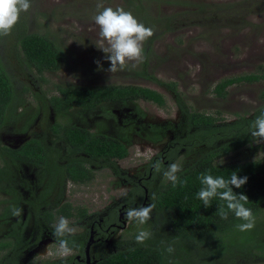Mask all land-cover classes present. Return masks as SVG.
<instances>
[{
    "label": "rangeland",
    "instance_id": "obj_1",
    "mask_svg": "<svg viewBox=\"0 0 264 264\" xmlns=\"http://www.w3.org/2000/svg\"><path fill=\"white\" fill-rule=\"evenodd\" d=\"M98 3L114 9L122 7L145 26L154 28V36L144 42L142 62H128L122 71L114 74L107 71L110 63L96 47L99 26L93 17L98 13ZM31 5L28 12L21 14L11 34L0 36V63L14 92L0 128V149L18 148L30 139L38 140L47 149L50 173L48 169L40 171L20 165L14 187L16 198L19 193L21 201L16 203L15 197L6 191L8 188L0 189V242L10 225L18 220L23 223L24 241L33 240L39 227L24 200L32 193L41 197L45 191L49 206L61 200L74 211H86L82 222L69 219L75 230L71 234L73 240L82 245L86 242L83 251L89 242L91 225L101 220L100 225L106 226L103 229L108 228L104 221L114 212L116 227L109 229L107 241L96 247L102 255L137 245L135 237L140 231H147L150 238L144 243L171 244L175 248L168 264H188L195 257L202 261L200 248L172 240L168 214L154 210L147 224L136 225L126 221L124 213L129 207L125 203L140 186L145 190L135 207L147 206L149 192L159 184L170 182L163 175L169 163H177L184 170L208 151L206 147H197L189 151L182 149L172 158L158 156L175 140L187 135L185 111L211 115L221 120L220 124H230L263 110L259 94L264 79L252 85H234L227 89L223 99L213 95V88L226 77L251 73L264 76V0H31ZM22 34L46 35L52 39L65 54L64 68L39 74L29 67L18 43ZM98 60L102 69L96 63ZM163 83H173L177 94ZM70 84L144 87L160 93L164 105L139 101L127 105L104 104L89 111L55 112L49 100L58 97L59 90ZM70 126L120 140L128 156L111 163L99 161L96 168H90L93 178L86 184L68 181L62 171L69 150L61 131ZM263 157L264 141L260 140L226 156L222 163ZM154 158L162 162L161 172L150 173ZM5 166L0 158V169ZM52 168H57L54 175ZM11 202L22 209L21 215L5 216L2 220V212L9 208L4 206ZM257 223L247 233L251 239L245 241V236L240 237L238 245L216 264H264L261 252L264 214ZM46 250L50 254L45 255ZM81 251L78 248L70 256L60 255L52 232L47 231L34 248L20 255L19 264H72L76 256L83 258Z\"/></svg>",
    "mask_w": 264,
    "mask_h": 264
},
{
    "label": "trees",
    "instance_id": "obj_2",
    "mask_svg": "<svg viewBox=\"0 0 264 264\" xmlns=\"http://www.w3.org/2000/svg\"><path fill=\"white\" fill-rule=\"evenodd\" d=\"M18 43L27 65L39 74L58 72L66 64L63 50L46 35L22 34L18 37ZM263 79L264 76L258 73L226 77L215 85L213 95L223 99L230 87L240 84L252 85ZM163 86L177 92L173 83H163ZM13 96L12 83L0 63V128L5 123L6 112ZM259 100L262 111L255 113L249 119L230 124H220L221 120L211 115L185 111L187 135L175 140L165 153L158 155L163 154L172 158L182 149L188 151L197 147L208 149L198 160L178 174L180 180H187L186 184L178 183L176 187H173L170 181L159 184L152 192H149V203L150 197H155L152 201L155 204L154 210L169 216L168 229L172 240L180 244H188L190 248H200L203 260L198 261L195 257L191 260L192 263L188 264H216L230 253L234 245H238L240 237L245 236L243 239L245 241L251 239L247 235L249 230L244 232L238 230L236 226L244 221L237 219L234 214L229 213L226 220L221 219L218 206L224 202L215 198L209 207H205L197 198V193L202 187L199 180L201 174L208 173L213 176H223L226 179L232 172L238 173L240 177L246 176L248 183L241 189L233 190L237 194L248 196L249 202L245 206L253 211L254 228L264 214V157L239 163H222V160L231 153L260 141L259 138L251 136L250 125L261 112H264V86L260 91ZM139 101L154 103L159 107L164 105V99L160 93L144 87L71 84L63 86L59 90V96L49 100V105L55 112L64 113L73 109L94 110L104 104L127 105ZM61 137L69 150L62 173L74 184L82 185L91 181L93 174L90 168H96L99 161L111 163L121 161L128 156L127 148L120 140L104 134L92 133L84 128L67 127L61 131ZM47 153L45 146L35 139H30L18 148L2 147L0 149V158L6 165L0 169V189L8 188L6 191L8 190V194L15 197V203L21 201L19 193L16 198L17 190L14 187L18 176L16 169L20 165H27L40 171L47 169L49 171ZM156 161V158L152 160L150 173L155 171L153 164ZM56 172L57 168L53 169L52 174ZM148 183L146 188H149ZM143 190L145 189L138 186L134 196L126 201L125 205L136 206L143 197ZM45 195V191L42 192L41 197L32 193L30 198L27 197L24 200L29 211L35 216L39 227L38 232L32 241L26 242L23 239V223L19 220L12 223L4 240L0 242V264H19L20 255L34 248L40 242L42 234L47 231L53 232V225L59 217L74 219V223L84 221L86 217L84 209L74 211L68 203H61V200L49 206L46 204ZM13 206L17 208L12 202L11 205L4 206L9 208H5L2 212V220L5 216L12 215ZM52 207L53 210H51ZM114 216V212L110 213L104 223L106 225L115 223ZM70 239L73 238L70 236ZM83 245L79 244L82 256ZM167 246L160 243H143L102 255L94 245L91 246L89 253L95 258L96 264H168L170 254L166 251ZM261 252L264 254V248Z\"/></svg>",
    "mask_w": 264,
    "mask_h": 264
},
{
    "label": "clouds",
    "instance_id": "obj_3",
    "mask_svg": "<svg viewBox=\"0 0 264 264\" xmlns=\"http://www.w3.org/2000/svg\"><path fill=\"white\" fill-rule=\"evenodd\" d=\"M31 0H0V36H8L20 20L21 14L26 13L31 8ZM98 13L93 17L96 25L99 26L98 42L96 47L105 53L104 59L110 63L107 71L111 74L122 71L128 62H142L144 56V42L154 36V28L147 27L139 22L131 12L122 7H105L102 3L97 4ZM102 9V11H99ZM102 69L100 61H96ZM251 136L264 141V112H261L250 125ZM150 152L151 149H146ZM157 172L162 170V162L157 160L153 164ZM182 171L177 163H169L163 169V175L171 181L172 186L178 183L186 184L187 180H180L179 173ZM202 187L197 193V198L201 200L205 207H209L213 199L218 198L224 202L218 206V214L221 219H227L229 213L235 215L237 219L244 221L236 227L244 232L255 227V217L253 211L245 205L249 198L245 194H237L233 189H241L248 183V178L240 177L238 173L232 172L229 178L223 176H213L203 173L199 177ZM155 197H150L147 206L129 207L124 215L129 223L136 225L147 224L152 219L155 204L152 202ZM22 209L13 206L12 215L20 216ZM74 228L70 226L69 220L63 216L53 225L54 243L58 246L59 254L70 256L79 248V244L70 239ZM150 238V233L140 231L135 237L138 244H143ZM168 254H173L175 248L169 244L166 248ZM45 255L50 253L46 252Z\"/></svg>",
    "mask_w": 264,
    "mask_h": 264
},
{
    "label": "flooded vegetation",
    "instance_id": "obj_4",
    "mask_svg": "<svg viewBox=\"0 0 264 264\" xmlns=\"http://www.w3.org/2000/svg\"><path fill=\"white\" fill-rule=\"evenodd\" d=\"M124 207V206H121ZM135 207V206H134ZM118 213V212H117ZM118 215V214H117ZM117 221L119 222V218L117 216ZM101 220L99 221V223H93L90 227L89 233H88V237H87V241L89 240L90 236L93 240V242L91 243V246L93 245H100L103 241H107V238L109 237L110 233H109V229H114L116 227V221L115 223H111L108 224L107 227L103 229L106 226H101L100 225ZM105 224V223H104ZM110 241L107 242V246L110 245ZM90 246V248H91ZM89 248V250H90ZM85 249V248H84ZM83 258H81L80 256H76L74 258V260L72 261V264H88L86 261V257L83 251ZM92 261H96L95 258L89 253V263H92Z\"/></svg>",
    "mask_w": 264,
    "mask_h": 264
},
{
    "label": "water",
    "instance_id": "obj_5",
    "mask_svg": "<svg viewBox=\"0 0 264 264\" xmlns=\"http://www.w3.org/2000/svg\"><path fill=\"white\" fill-rule=\"evenodd\" d=\"M91 243H92V239L90 238L89 239V242L86 245L84 254H85L86 261H87L88 264H96V263H93V262L92 263H89V247H90Z\"/></svg>",
    "mask_w": 264,
    "mask_h": 264
}]
</instances>
